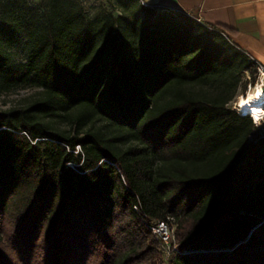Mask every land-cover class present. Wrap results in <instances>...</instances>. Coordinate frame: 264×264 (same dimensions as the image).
<instances>
[{
	"label": "trees",
	"instance_id": "trees-1",
	"mask_svg": "<svg viewBox=\"0 0 264 264\" xmlns=\"http://www.w3.org/2000/svg\"><path fill=\"white\" fill-rule=\"evenodd\" d=\"M235 34L139 0H0V95L32 90L0 108V264H264Z\"/></svg>",
	"mask_w": 264,
	"mask_h": 264
},
{
	"label": "crops",
	"instance_id": "crops-1",
	"mask_svg": "<svg viewBox=\"0 0 264 264\" xmlns=\"http://www.w3.org/2000/svg\"><path fill=\"white\" fill-rule=\"evenodd\" d=\"M149 6L193 14L200 22L236 31L232 41L264 65V0H141Z\"/></svg>",
	"mask_w": 264,
	"mask_h": 264
},
{
	"label": "rangeland",
	"instance_id": "rangeland-1",
	"mask_svg": "<svg viewBox=\"0 0 264 264\" xmlns=\"http://www.w3.org/2000/svg\"><path fill=\"white\" fill-rule=\"evenodd\" d=\"M33 1H35V0H33ZM139 1L144 5H148L144 1H141V0H139ZM82 2L88 11H92L96 5H98L102 2H104L105 4H109V0H82ZM246 80H248V81L245 84V87L242 84L238 89V95L234 98V100H232L229 103V106L232 109H234L235 106H238L237 102H238V99L240 97L246 95V93L249 90L253 89L255 87V85L257 83H259V76H258L256 69H255L254 80H253V75L252 74L250 75L248 73L246 74ZM31 94H32V90H30V89H22V90H19L18 92L2 94V95H0V108L8 109V108L20 106L21 104H23L27 100V98ZM244 114H246V113H244ZM250 115L253 118L254 123L258 126L257 130L253 134V137L255 138L259 135H263L264 134V114H261L259 117H256V115H253V114H250Z\"/></svg>",
	"mask_w": 264,
	"mask_h": 264
},
{
	"label": "built area",
	"instance_id": "built-area-1",
	"mask_svg": "<svg viewBox=\"0 0 264 264\" xmlns=\"http://www.w3.org/2000/svg\"><path fill=\"white\" fill-rule=\"evenodd\" d=\"M247 56L255 64V69H256L258 76H259V83H260V85H263L264 65H262L261 63H259L258 61H256L252 57H250L248 54H247ZM233 110H235L241 116L246 115L242 111H240L238 106H235ZM249 116H251V115L249 114ZM135 209H137V208L135 207ZM149 228L152 231L154 237L157 240L162 242V244L164 245V249L167 252V254L172 253V252H177V246H176L175 241H174V233H173V228H174L173 217L168 216L164 220H159L155 223H152L149 225Z\"/></svg>",
	"mask_w": 264,
	"mask_h": 264
},
{
	"label": "bare ground",
	"instance_id": "bare-ground-1",
	"mask_svg": "<svg viewBox=\"0 0 264 264\" xmlns=\"http://www.w3.org/2000/svg\"><path fill=\"white\" fill-rule=\"evenodd\" d=\"M238 108L244 113H249L259 117L264 114V87L257 83L246 95L238 99Z\"/></svg>",
	"mask_w": 264,
	"mask_h": 264
},
{
	"label": "water",
	"instance_id": "water-1",
	"mask_svg": "<svg viewBox=\"0 0 264 264\" xmlns=\"http://www.w3.org/2000/svg\"><path fill=\"white\" fill-rule=\"evenodd\" d=\"M263 87H264V79H263Z\"/></svg>",
	"mask_w": 264,
	"mask_h": 264
}]
</instances>
